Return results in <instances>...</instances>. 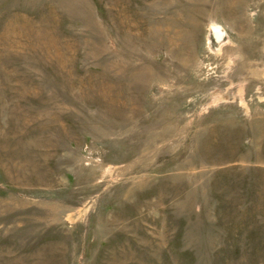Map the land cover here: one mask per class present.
Returning a JSON list of instances; mask_svg holds the SVG:
<instances>
[{
	"label": "rangeland",
	"instance_id": "obj_1",
	"mask_svg": "<svg viewBox=\"0 0 264 264\" xmlns=\"http://www.w3.org/2000/svg\"><path fill=\"white\" fill-rule=\"evenodd\" d=\"M0 264H264V0H0Z\"/></svg>",
	"mask_w": 264,
	"mask_h": 264
}]
</instances>
